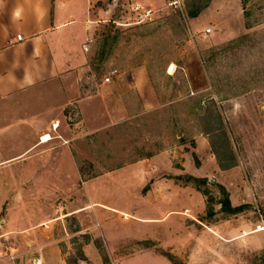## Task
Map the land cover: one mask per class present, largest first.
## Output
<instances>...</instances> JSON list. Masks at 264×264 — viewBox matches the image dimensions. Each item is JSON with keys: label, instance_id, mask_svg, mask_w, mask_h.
<instances>
[{"label": "rangeland", "instance_id": "rangeland-1", "mask_svg": "<svg viewBox=\"0 0 264 264\" xmlns=\"http://www.w3.org/2000/svg\"><path fill=\"white\" fill-rule=\"evenodd\" d=\"M93 1L90 98L48 114L41 97L40 116L28 96L0 103V264H264V0L208 34L185 17L207 0Z\"/></svg>", "mask_w": 264, "mask_h": 264}, {"label": "crops", "instance_id": "crops-1", "mask_svg": "<svg viewBox=\"0 0 264 264\" xmlns=\"http://www.w3.org/2000/svg\"><path fill=\"white\" fill-rule=\"evenodd\" d=\"M164 1L144 3L143 0H130L133 6L152 10L160 8ZM98 10L93 0H0V103L9 99L20 102L28 96L30 103L34 101L30 109L39 113L41 108L37 102L44 97L43 111L50 114L90 98H85L89 94L83 90L78 73L87 67L85 52L96 33L94 13ZM110 12L107 11L109 16ZM231 18L238 22L243 19L239 0H210L197 18L187 20V25L191 31H206L210 30L209 26H219L221 20ZM109 20V23H115L111 18ZM105 21L98 22L103 24ZM225 32H219L218 37L234 38L238 35L236 30ZM148 82L147 79L133 78L138 93L144 92L143 86L145 88ZM2 117L0 111V121ZM36 126L29 130L38 133L49 128L47 124ZM3 131L0 126V133ZM156 158L158 156L153 159ZM147 162L151 161H141V166ZM247 240L248 250L254 252L256 245ZM263 249L264 245L259 250ZM58 254L52 250L41 253L36 260L41 263L53 261ZM82 255L84 260H90L86 249Z\"/></svg>", "mask_w": 264, "mask_h": 264}, {"label": "trees", "instance_id": "trees-1", "mask_svg": "<svg viewBox=\"0 0 264 264\" xmlns=\"http://www.w3.org/2000/svg\"><path fill=\"white\" fill-rule=\"evenodd\" d=\"M210 0H207L205 3H200L198 2L197 4H193L192 7L189 9V10H186L185 11V17L188 18V19H195L199 16V14L202 12V10L207 6L208 2ZM245 3V0H241V5L243 6ZM98 34L95 33V36L94 38H96ZM213 103V102H211ZM217 132V130H213L211 131V133L215 134ZM224 136L225 133H223ZM212 146V144H211ZM217 163L219 165V167L222 169L226 168V167H223L222 165H220V161L217 160ZM210 200V199H209ZM243 210V207H232L229 203V201L226 199L223 204H222V212H225L229 215H237V214H240ZM80 260H84V257L81 255L79 257ZM68 264V263H67Z\"/></svg>", "mask_w": 264, "mask_h": 264}, {"label": "built area", "instance_id": "built-area-1", "mask_svg": "<svg viewBox=\"0 0 264 264\" xmlns=\"http://www.w3.org/2000/svg\"><path fill=\"white\" fill-rule=\"evenodd\" d=\"M166 1H167L168 7L170 9H172L173 11L181 10L182 0H166ZM150 15H151V11H149V10H145L142 13H139L135 17V24H141V23L145 22L150 17ZM209 32H210V30H206L207 34ZM106 81L108 82L109 80L106 79Z\"/></svg>", "mask_w": 264, "mask_h": 264}, {"label": "bare ground", "instance_id": "bare-ground-1", "mask_svg": "<svg viewBox=\"0 0 264 264\" xmlns=\"http://www.w3.org/2000/svg\"><path fill=\"white\" fill-rule=\"evenodd\" d=\"M48 140H49V137H48V136H44V137L41 139L42 142H46V141H48Z\"/></svg>", "mask_w": 264, "mask_h": 264}]
</instances>
